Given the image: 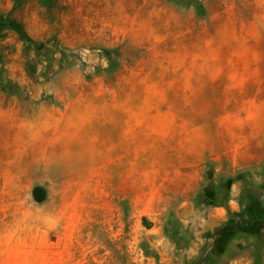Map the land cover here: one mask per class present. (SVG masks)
Returning a JSON list of instances; mask_svg holds the SVG:
<instances>
[{
  "label": "rangeland",
  "instance_id": "rangeland-1",
  "mask_svg": "<svg viewBox=\"0 0 264 264\" xmlns=\"http://www.w3.org/2000/svg\"><path fill=\"white\" fill-rule=\"evenodd\" d=\"M257 192L264 0H0V229L67 240L71 264L193 241L189 264H230L253 232L264 264Z\"/></svg>",
  "mask_w": 264,
  "mask_h": 264
},
{
  "label": "crops",
  "instance_id": "crops-1",
  "mask_svg": "<svg viewBox=\"0 0 264 264\" xmlns=\"http://www.w3.org/2000/svg\"><path fill=\"white\" fill-rule=\"evenodd\" d=\"M250 196L251 211L254 216H264V195L261 192L252 193ZM238 200L233 197L228 202V208L215 207L208 210L204 223L209 228H213L218 221H224L228 217V211H240ZM189 218V217H188ZM185 220V219H184ZM187 221L189 219L186 218ZM22 221H31L28 217H23ZM251 221V220H250ZM256 234V233H255ZM249 232V247L243 249L240 255L236 257L227 256L230 264H259L255 257L251 255V249L258 247L252 239L257 236ZM236 233L230 234V243L241 245L236 239ZM237 241V242H235ZM68 241L64 245H58L55 240L49 241L47 234L31 231L30 225H23L18 234L14 230L5 227L0 229V264H71V245L68 247ZM204 242L193 241L190 244L175 243L167 247L162 255L164 264H189L201 253ZM242 248V247H241ZM169 249V251H168ZM228 251L224 252L226 257Z\"/></svg>",
  "mask_w": 264,
  "mask_h": 264
},
{
  "label": "water",
  "instance_id": "water-1",
  "mask_svg": "<svg viewBox=\"0 0 264 264\" xmlns=\"http://www.w3.org/2000/svg\"><path fill=\"white\" fill-rule=\"evenodd\" d=\"M34 195L38 200H43L45 198V190L42 187H37L34 190Z\"/></svg>",
  "mask_w": 264,
  "mask_h": 264
},
{
  "label": "trees",
  "instance_id": "trees-1",
  "mask_svg": "<svg viewBox=\"0 0 264 264\" xmlns=\"http://www.w3.org/2000/svg\"><path fill=\"white\" fill-rule=\"evenodd\" d=\"M243 213H239L238 215H242ZM251 221H253V220H251Z\"/></svg>",
  "mask_w": 264,
  "mask_h": 264
}]
</instances>
